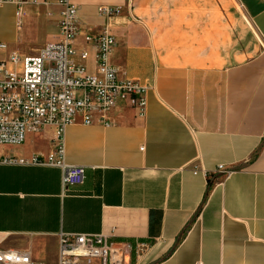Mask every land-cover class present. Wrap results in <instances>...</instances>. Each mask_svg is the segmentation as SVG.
Instances as JSON below:
<instances>
[{
	"label": "crops",
	"instance_id": "crops-1",
	"mask_svg": "<svg viewBox=\"0 0 264 264\" xmlns=\"http://www.w3.org/2000/svg\"><path fill=\"white\" fill-rule=\"evenodd\" d=\"M58 1L0 5V61L58 39ZM73 1L71 60L94 73L85 37L109 33L110 64L146 87V105L120 103L91 125L77 117L66 127V163L83 166L84 179L64 192L59 167L0 165V248L57 264L65 231L130 242V264H264V51L244 56L227 34L212 40L210 17L197 15L205 0H174L171 31L135 14L134 0ZM238 1L264 43V0ZM54 133H27L0 155L47 157Z\"/></svg>",
	"mask_w": 264,
	"mask_h": 264
},
{
	"label": "built area",
	"instance_id": "built-area-1",
	"mask_svg": "<svg viewBox=\"0 0 264 264\" xmlns=\"http://www.w3.org/2000/svg\"><path fill=\"white\" fill-rule=\"evenodd\" d=\"M13 1L0 0V5ZM58 2L62 7L58 39L46 42L34 55L22 58L11 55L8 61H0V145L22 144L27 133L54 127L53 152L47 157L34 155L29 161L0 155V165L59 167L64 192L84 179L83 166L66 163V127L77 117L83 125H91L95 113H103L120 103L143 112L147 99L144 85L133 79L119 78L117 67L110 64L109 54L116 40L109 33L85 37L96 50L94 73L86 72L82 65L71 60L77 8L73 0ZM113 12L99 8V13L107 17ZM85 56L83 52L81 57ZM9 63L11 68L6 66ZM99 122L109 125L102 114ZM217 168L221 169L222 165ZM132 253L130 242L116 241L103 234L60 231L57 235V264H130ZM0 264L32 262L28 253L0 248Z\"/></svg>",
	"mask_w": 264,
	"mask_h": 264
},
{
	"label": "rangeland",
	"instance_id": "rangeland-1",
	"mask_svg": "<svg viewBox=\"0 0 264 264\" xmlns=\"http://www.w3.org/2000/svg\"><path fill=\"white\" fill-rule=\"evenodd\" d=\"M173 1L174 0H134L132 10H134L133 12L135 14L149 16L153 23L157 21V18H160L159 22L164 26V29L171 31L173 17L174 15L177 17V14L173 13V9L171 8ZM196 1L199 4L202 0ZM243 1L246 2L247 0ZM198 7L197 15H205L211 19L212 40L224 39L223 36L227 34L229 38L228 46L233 49L243 48L244 56L264 51V43L259 40L250 29L248 17L238 0H205V3L200 6V9H198ZM201 29L202 27L200 24H197L196 31L199 32ZM183 41L185 43L193 42L184 39L180 42ZM235 41H237V44H235ZM166 42L173 41L167 40ZM195 42L203 43L204 40L200 41V39H197Z\"/></svg>",
	"mask_w": 264,
	"mask_h": 264
},
{
	"label": "trees",
	"instance_id": "trees-1",
	"mask_svg": "<svg viewBox=\"0 0 264 264\" xmlns=\"http://www.w3.org/2000/svg\"><path fill=\"white\" fill-rule=\"evenodd\" d=\"M211 186V181L208 182V188Z\"/></svg>",
	"mask_w": 264,
	"mask_h": 264
},
{
	"label": "bare ground",
	"instance_id": "bare-ground-1",
	"mask_svg": "<svg viewBox=\"0 0 264 264\" xmlns=\"http://www.w3.org/2000/svg\"><path fill=\"white\" fill-rule=\"evenodd\" d=\"M240 6H241V4H240Z\"/></svg>",
	"mask_w": 264,
	"mask_h": 264
}]
</instances>
